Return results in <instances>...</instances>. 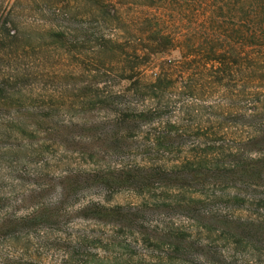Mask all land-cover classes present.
<instances>
[{
    "label": "trees",
    "instance_id": "1",
    "mask_svg": "<svg viewBox=\"0 0 264 264\" xmlns=\"http://www.w3.org/2000/svg\"><path fill=\"white\" fill-rule=\"evenodd\" d=\"M0 264H264V0H0Z\"/></svg>",
    "mask_w": 264,
    "mask_h": 264
},
{
    "label": "rangeland",
    "instance_id": "2",
    "mask_svg": "<svg viewBox=\"0 0 264 264\" xmlns=\"http://www.w3.org/2000/svg\"><path fill=\"white\" fill-rule=\"evenodd\" d=\"M124 198H125L124 196H120V197L117 198V200L121 202V201L124 200Z\"/></svg>",
    "mask_w": 264,
    "mask_h": 264
}]
</instances>
